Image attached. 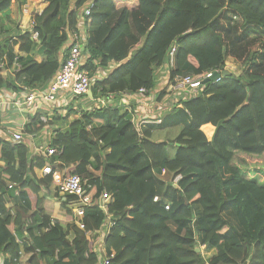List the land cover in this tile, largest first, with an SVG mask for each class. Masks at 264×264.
Segmentation results:
<instances>
[{
  "label": "trees",
  "instance_id": "trees-1",
  "mask_svg": "<svg viewBox=\"0 0 264 264\" xmlns=\"http://www.w3.org/2000/svg\"><path fill=\"white\" fill-rule=\"evenodd\" d=\"M11 1L0 0V63L10 73L0 74V91L44 89L80 24L86 30L83 69L109 70L92 87L93 98L152 91L162 67L169 84L225 69L226 57L241 61L243 71L203 82L186 98L181 94L159 125L140 133L117 108L80 112L66 132H55L49 146L62 152L49 158L31 155L27 143L13 144L0 134L3 264H97L85 231L99 229L105 219L96 206L103 192L113 198L114 225L104 243L114 253L108 264H264V0H45L32 27L37 39L29 31L5 36ZM88 2L90 16L80 22ZM112 64L118 67L111 70ZM207 124L214 127L210 140L201 130ZM44 126L36 115L24 131L39 134ZM167 127L179 128L177 135L155 140L154 133ZM47 162L55 165L52 175L36 178L35 170ZM71 172L89 186L84 231L59 197L66 217L53 223L41 195ZM16 191L22 204L11 214L6 203ZM202 248L212 255H202Z\"/></svg>",
  "mask_w": 264,
  "mask_h": 264
},
{
  "label": "built area",
  "instance_id": "built-area-1",
  "mask_svg": "<svg viewBox=\"0 0 264 264\" xmlns=\"http://www.w3.org/2000/svg\"><path fill=\"white\" fill-rule=\"evenodd\" d=\"M71 4L75 0H70ZM33 8H36L35 4H32ZM93 3L88 2L85 4L82 11H80V22L84 17H89ZM23 11H25L23 9ZM40 11H34L33 16L26 24L27 31L31 32L32 38L37 39L38 33L33 31L35 25V19L42 13ZM86 42V30L80 24L79 33H71L66 43L63 55H65L64 61L60 68L49 80L46 87L41 90H30L24 86H18L17 90L3 89L0 91V134L2 137L9 140L13 144L27 143L31 146L34 141L35 135H27L24 131L25 126L30 120L38 116V120L44 124V128L40 131V135H44L45 127L52 121L56 115V110L68 109L74 99L78 97H87L90 94L92 87L96 82L102 81L106 78L109 70H102L98 68L93 74L86 69H83L84 65V44ZM174 50L169 52V67L173 65ZM19 53L16 56L19 57ZM16 61V58H15ZM5 61L0 63V74L2 75L5 70ZM19 66L16 64L15 69L18 70ZM167 70V69H166ZM225 69H213L205 73L202 79L192 80L190 77H176L172 83L169 84L168 91L175 92L185 97L195 94L198 89L201 88L203 81H212L214 83L220 82L224 76ZM216 78L213 80V76ZM152 91H148L145 88L139 89L135 93H119L116 95H110L108 98L101 100L97 98L95 100L94 108L102 106H112L113 101L118 99L120 109L127 113L129 123L140 133L141 128L144 126L159 125L161 122V115L165 112L163 108L162 114L156 111L153 113L150 109L135 110L138 106L148 105L149 101L153 99L154 95H151ZM150 97L151 99H147ZM155 97V96H154ZM178 101V97H177ZM177 103V102H176ZM174 103V105L176 104ZM75 102L72 109L77 107ZM173 105V106H174ZM82 107V105H80ZM134 108H133V107ZM160 105H158L159 107ZM172 106V107H173ZM93 108V107H92ZM77 109V108H76ZM172 108H170L171 110ZM169 110V111H170ZM53 134L49 138V142L52 139ZM44 150H38L36 155H40L46 158L57 155L62 152V148H52L45 146ZM53 165L46 163L42 169H40L41 176H49L53 173ZM180 176L174 178L173 183L176 184ZM55 192L60 201L65 204L66 208L71 209L74 212L75 226L84 231L85 227L82 220L84 210L86 207L91 206L90 198L86 195L87 184L80 176L73 174L64 175L61 178H57L55 182ZM8 188H12V185H8ZM18 196V192H15ZM154 202L157 198H154ZM113 202L112 195L103 192L96 202V206L103 213L105 219L100 228L95 231H85V236L88 240L93 241V252L96 254L97 264H108L114 257V253L105 250V240L114 222L111 220L109 213V206ZM168 205L165 206V210H168ZM54 223V222H53ZM203 255V254H202Z\"/></svg>",
  "mask_w": 264,
  "mask_h": 264
},
{
  "label": "crops",
  "instance_id": "crops-1",
  "mask_svg": "<svg viewBox=\"0 0 264 264\" xmlns=\"http://www.w3.org/2000/svg\"><path fill=\"white\" fill-rule=\"evenodd\" d=\"M35 4L36 8H33L32 4ZM47 3L45 0H12L11 1V4H10V7H9V19L8 22L11 24H7L6 21H4V25H5V36L6 37H9V36H15V32L17 31V33L19 35H21L22 33H25L27 32V29H26V24L28 23L29 19L33 16L34 14V11H40L41 9L43 10L45 7H46ZM23 9L25 11H23ZM18 14V15H17ZM1 16V14H0ZM17 16L18 18V21L17 22H14V18ZM14 23V24H13ZM10 30V31H8ZM3 35L0 36V39H2ZM17 52V49L15 50ZM32 56L33 58L37 61V62H40L43 60V56L42 54H40V52L38 51H34L32 53ZM111 70L113 69H116L118 67V65H114L112 64L111 66ZM164 68V67H162ZM159 69L157 70L158 73H160L163 69ZM10 73L8 71H5L2 76L3 77H6V76H9ZM158 86V85H157ZM154 93H157V87L155 90H153ZM151 95H154L153 92ZM97 98H100L101 100L103 99H106L108 98L107 97H101V96H98L96 98H93L92 97V94L90 92V94L87 95V97H85V99H87L85 102H83V105L82 107L80 106L81 104H79L78 102V105L77 107L75 106V108L73 109V113H69V115L67 116L69 109H72L74 103L72 102L69 106L68 109H65V110H56V115L54 116V118L52 119V121L45 127V132H44V135H40V134H36L35 138H34V141L32 142L31 146L30 147V151H31V155H36L38 150H44L43 148H45V146H47L49 144V138L50 136L53 134V137L55 136V132L56 131H62V132H66L67 129H68V126L69 124L73 121V120H76L79 116H80V112H84V111H91V110H95V109H101V108H106V107H111V108H117L119 109L120 111H122L119 107L118 104V99H115L113 101V104L112 106H102V107H98V108H94V104H95V100ZM153 98V97H152ZM160 95L158 94H155V98L154 100H156L157 102H162L165 98H167V96H164L162 97L160 100ZM148 100L151 99L150 97L147 98ZM87 103H89V107L86 108L84 105H86ZM149 105V104H148ZM93 107V108H92ZM133 107V106H132ZM77 108V109H76ZM134 108V107H133ZM147 106L146 105H141V106H138L137 105V108H135V110H140V109H146ZM123 112V111H122ZM169 111L167 112H164L162 115H161V118L166 115ZM73 115V116H72ZM127 115V113H126ZM66 117L65 120H63L64 118ZM128 117V115H127ZM129 120V119H128ZM54 122V124H52ZM52 124V125H51ZM201 130L202 132L205 134L206 138L208 140H210L211 138H208V135H212L214 133V127L207 124V125H204L201 127ZM52 137V138H53ZM52 140V139H51ZM50 140V141H51ZM3 166L2 163H0V167ZM53 167H55V165H53ZM73 171V170H72ZM36 178L40 179L42 178L41 176V172L40 170H35L34 172ZM55 187L54 186H51L49 191L45 192L43 191L41 193V195L45 196L46 199H49L51 196H53V194L55 193L54 191ZM56 196V195H55ZM22 203L19 201L18 202V199H17V196H15V199L14 201H8L6 203V207L9 209V211L11 212V214L13 213L14 209H15V206L17 205H21ZM64 215V216H63ZM53 220L55 221H62V220H65V217H66V212L65 210H62L60 212H57L55 213L53 216H50ZM17 242L20 244V248L22 250V263H26L27 259L28 258H24L23 256H25L24 254V251H23V245L21 244V242L16 239ZM205 250V249H204ZM204 250L202 251L201 249V252L204 253ZM210 255H212V253H207L206 252V256L207 258L210 257ZM0 264H3V258L1 257L0 258Z\"/></svg>",
  "mask_w": 264,
  "mask_h": 264
},
{
  "label": "rangeland",
  "instance_id": "rangeland-1",
  "mask_svg": "<svg viewBox=\"0 0 264 264\" xmlns=\"http://www.w3.org/2000/svg\"><path fill=\"white\" fill-rule=\"evenodd\" d=\"M13 21L14 22L18 21L17 16L14 18ZM6 23L11 25L8 22V20H6ZM8 31H10V30H8ZM242 64L243 63L241 61H239V60L233 59L232 57H226L225 58V66H224L225 67V71L230 73V74H234L236 76H240L242 71H243V65ZM162 69L163 70L160 73L156 72L157 73V75H156L157 76V85H158L157 86V91L158 92L154 93L153 90H155L156 88L153 89L152 92H153L154 96H155V94L160 95V94L163 93L162 96L163 97L167 96V98H165L162 102H157L156 100H154L155 97L153 96V99H151L149 101V105H147V108L145 109V110L150 109L153 113H155L156 111L161 113L163 108L165 109V112L169 111L170 108H172V106L174 105V103L177 102V97H178V99L180 97L179 94H177L175 92H172L170 90L168 91V89H167V86H168V83H167V81H168V77H167L168 71L166 70V68H162ZM91 77L94 78V74ZM184 98H186V97H184ZM86 100L87 99H85L84 97H78V98L74 99V103L78 102L79 104L83 105V102H85ZM158 105H160V106L158 107ZM84 106L86 108H88L90 105H89V103H87ZM52 124H54V122ZM178 131H179V128H176V127L161 128V129H158L154 133V139L155 140H160V141H167L168 139H172L174 136H176ZM212 135H208V138H211ZM168 151H169V155L173 154V148H170V150H168ZM234 164H235V162H234ZM238 165L243 167V168H245V162L236 160V166L238 167ZM249 167L252 170H256L255 167L252 166V165H249ZM246 171L249 172V170H247V169H246ZM57 197L55 196V193H54L53 196H51L49 199H45L44 208H45L46 212L50 216H53L55 213L62 211V209H60L58 207V205H57L59 203L58 200H57ZM203 254L206 257V252L205 251H204ZM23 257L26 259V258H28V255L27 256L25 255Z\"/></svg>",
  "mask_w": 264,
  "mask_h": 264
},
{
  "label": "water",
  "instance_id": "water-1",
  "mask_svg": "<svg viewBox=\"0 0 264 264\" xmlns=\"http://www.w3.org/2000/svg\"><path fill=\"white\" fill-rule=\"evenodd\" d=\"M228 75H231V74L228 73V72H224V76H228ZM215 78H216V75H214L212 79L214 80ZM206 82H207V81H204V83H206Z\"/></svg>",
  "mask_w": 264,
  "mask_h": 264
},
{
  "label": "clouds",
  "instance_id": "clouds-1",
  "mask_svg": "<svg viewBox=\"0 0 264 264\" xmlns=\"http://www.w3.org/2000/svg\"><path fill=\"white\" fill-rule=\"evenodd\" d=\"M110 69H111V67H110ZM224 72H226V71H224ZM223 74H224V73H223ZM204 81H207V80H204ZM204 81H203V82H204ZM207 82H208V81H207ZM52 186H55V185H52ZM54 191H55V189H54ZM55 195H57L56 192H55ZM56 197H57V196H56ZM57 200H58V199H57ZM52 220H53V219H52ZM53 222H55V220H53ZM202 251H203V248H202ZM202 254H203V252H202ZM96 260H97V259H96Z\"/></svg>",
  "mask_w": 264,
  "mask_h": 264
}]
</instances>
